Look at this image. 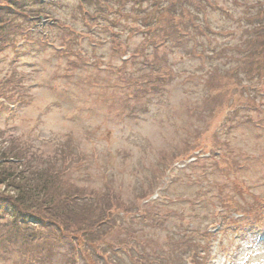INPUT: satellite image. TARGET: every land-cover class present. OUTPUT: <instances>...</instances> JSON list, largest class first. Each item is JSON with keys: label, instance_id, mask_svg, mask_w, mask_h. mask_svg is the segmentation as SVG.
I'll return each mask as SVG.
<instances>
[{"label": "rangeland", "instance_id": "rangeland-1", "mask_svg": "<svg viewBox=\"0 0 264 264\" xmlns=\"http://www.w3.org/2000/svg\"><path fill=\"white\" fill-rule=\"evenodd\" d=\"M90 2L0 22V156L56 161L75 216L1 207L0 264H264V0Z\"/></svg>", "mask_w": 264, "mask_h": 264}, {"label": "trees", "instance_id": "trees-1", "mask_svg": "<svg viewBox=\"0 0 264 264\" xmlns=\"http://www.w3.org/2000/svg\"><path fill=\"white\" fill-rule=\"evenodd\" d=\"M23 1L27 2V0H5L7 4L0 5V22L7 21L3 19V17H9L6 15L14 14L15 11H19L20 8L22 9V7H25V3H22ZM81 3L86 4L87 7L92 5L90 0H81ZM44 6L45 4H43L42 8H44ZM156 8L161 9V5H158ZM40 12L44 13L43 9H41ZM258 12V14H263L264 6L259 8ZM155 13L157 14V11ZM45 14L48 13L45 12ZM45 14H40L39 16H45ZM28 22L30 21L25 19V24H36V20L31 21L32 23ZM54 25L51 27H54ZM29 27L32 28V32L38 30L37 26L36 28L35 26ZM24 32L26 35L31 34L28 31ZM21 34L23 35V32ZM7 35V40H12L6 41V43L9 44L13 42L14 37H12L10 32H8ZM256 95L259 97L258 93ZM18 151L21 152L20 155L15 151L11 154L4 152L0 156V208L4 207L5 210L12 208V210L7 212L10 217L8 225L19 227L27 223L31 225L41 224L48 229L58 225L59 233H61V231L74 233L68 229L74 223L72 220L75 216H68L66 212L62 210L64 207L62 198L60 201L55 194L52 195L50 193L53 187H58L55 191L59 190V196L62 195L64 198L69 196L64 192H70V190H66L63 187L64 181L59 179V165L56 161L49 158H41L40 161L38 159L33 161L32 157L31 159H27L26 151ZM25 162L26 165H24ZM41 165L47 168L44 174H42V171H39ZM35 168L38 171L37 174L31 172V170ZM52 183L55 184V186L51 185ZM18 207L20 208V214H17ZM93 253L94 251L91 252V257L96 258V255ZM97 263L99 264L100 261H97Z\"/></svg>", "mask_w": 264, "mask_h": 264}]
</instances>
